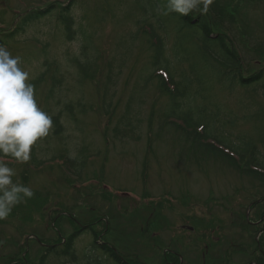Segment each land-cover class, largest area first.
I'll use <instances>...</instances> for the list:
<instances>
[{"label":"rangeland","instance_id":"obj_1","mask_svg":"<svg viewBox=\"0 0 264 264\" xmlns=\"http://www.w3.org/2000/svg\"><path fill=\"white\" fill-rule=\"evenodd\" d=\"M247 2L213 0L208 15L212 35L225 34L246 78L264 68V12L259 1H249L244 9ZM145 3L0 0V45L21 58L29 82L38 81V107L51 117L60 114L62 127L33 146L27 163L4 158L16 172L13 181L30 187L34 196L0 220V264L25 254L27 264H75L47 257L46 251L62 250L77 223L92 217L102 219L94 226L97 234L105 222L109 226L104 240L126 264H163L164 256L171 257L167 250L178 253L181 264H262L257 242L264 250V233L258 240L257 235L264 228V202L257 201L264 198V185L247 176L236 160L234 166L226 158L229 163L192 151L185 133L169 126L181 121L167 116V92L149 77L152 52L140 31L145 24L138 23H150L140 10ZM50 5L67 7L63 15L72 22L70 34L60 12L17 29L29 13ZM166 30L163 57L170 59L175 36L171 27ZM77 63L89 65L90 79L80 78ZM203 63L197 66L206 90L189 86L184 101L179 100L190 118L207 124L209 131L216 122L224 125L230 142L237 144L240 136L244 144H254L255 164L264 170V82L234 88L211 83L214 77ZM183 69L174 70L175 81ZM210 91L215 105L205 106L201 97ZM247 214L258 225L247 226ZM93 244L88 232L77 238L78 264H116Z\"/></svg>","mask_w":264,"mask_h":264},{"label":"trees","instance_id":"obj_2","mask_svg":"<svg viewBox=\"0 0 264 264\" xmlns=\"http://www.w3.org/2000/svg\"><path fill=\"white\" fill-rule=\"evenodd\" d=\"M137 1L139 2V0ZM246 1H259V9L262 8L261 10H263L264 12V0H243V2ZM248 2L247 4H245L244 9L248 7ZM166 4L167 0H146V3L144 5H141L140 10H142L145 15L149 16L148 18L150 19V23L146 19L139 20L138 23L145 24L141 26L140 29L142 30L140 31L145 40L144 44L146 45L147 50L152 52L151 60L149 63V67L152 72L149 77H154V79H156L157 81L158 88L161 91L164 90L165 92H167L169 100V104L167 107V116L169 118L181 121L180 126L178 124H174V122L172 121L168 122L169 126L172 125V127L174 126L175 128L185 133L186 140H190L189 142H192L193 144L190 145V148L192 147V151L200 155L203 154L205 156H211L221 159L224 162L229 161L234 166H236L234 163V160H236L238 164H242V171L244 170L243 172L247 176L253 177L254 180L264 185V170L255 164L256 160L259 158L256 157L257 148L254 144H244V138L240 136L236 137L237 144L230 142L226 136L227 134L224 131V125H216V122L213 125V131H209L207 124H205L204 122H194L190 118V112H188L186 106L183 105V99L186 98V92L189 89V86L197 85L201 89L206 90L204 84L207 82L205 81V78L204 80L203 78H201L202 74L199 72L197 66L199 64H202L203 60L205 68L207 69L208 67L209 74L214 77V79H211V83L212 81H216L217 83L230 88L249 87L264 82V68L257 70L253 74H250V76H248L247 78L243 76L242 68L240 65L241 59L239 58L236 50L232 47L230 41H227L226 43L225 40H223L224 37H226L225 34L222 33L223 37H220V35H216L214 38H211V36H213V33L211 24L208 20V15H210V12L212 13L211 7H209L207 12L205 13H201L197 10L187 16H183L175 12L165 14L164 8ZM216 5L218 4L216 3ZM50 6H48V8L44 10L32 11L31 13H29L21 21L17 29L22 30L26 28V25L32 21L39 20L53 12H60V19L62 20V22L66 23L65 31L70 34L72 22L67 21L66 16L63 15V13L67 11V7L61 8L60 6L59 8H57L54 5ZM227 7H229V5ZM227 7H225V9ZM240 8L241 7H239L238 10L237 8H235V12L238 13ZM170 27L171 33L174 34L175 39H173L170 48V59H165L163 56H165L164 46L166 43L164 39L161 38V36L167 35L166 29ZM182 43H187L188 45L192 44L193 48L189 49L185 47V49H182ZM181 52H185L186 55L182 56ZM180 66H184L185 69H183L179 73L180 80L177 82L175 81L174 70ZM77 67L80 78L82 80L85 81L87 79H90L88 75L89 65L87 63H77ZM31 83L34 85L35 90V86L37 85L38 81L34 80ZM52 93L53 90L51 89V97ZM179 99L183 101L181 102ZM200 103L205 106L209 103L214 104L211 91L209 96L201 97ZM181 105L183 106V109L175 114L179 106ZM207 108L209 109V106ZM60 117V114L53 115L52 117V131L55 135H58L62 131V127L59 122ZM216 118L217 116H215V119ZM229 123L233 125L235 122L234 120H231ZM217 133H220L224 138L217 137V135H215ZM225 152H228L231 157L227 158ZM225 158L228 159V161ZM241 164H239L238 166H240ZM58 219L59 218L54 221L59 222ZM101 220V217H92L86 222H78V226L76 227L77 230L75 231L76 233H74L75 235H70L66 239L65 242L67 243L64 244V248L58 251L56 249L49 248L48 251H46V256L65 257V260L70 259L68 260L69 262L71 261V263L78 264V256L75 252H73V246L77 238L82 233L88 232L93 236V246L95 247V251H97L98 246L100 250H102L103 253L108 256V259L112 260L114 263L126 264L129 261L123 259L121 253L114 250V248L109 244H106V241L104 240L110 229L109 226L106 225V222L103 226V232L97 234V232L95 231L94 226ZM41 242L43 241L39 240V243ZM164 258L167 257L164 256L163 259ZM27 259V254H25V256L23 257L12 256L7 259V263L27 264ZM43 259L44 258H42V260ZM163 264H165V259Z\"/></svg>","mask_w":264,"mask_h":264},{"label":"clouds","instance_id":"obj_3","mask_svg":"<svg viewBox=\"0 0 264 264\" xmlns=\"http://www.w3.org/2000/svg\"><path fill=\"white\" fill-rule=\"evenodd\" d=\"M212 3L213 0H167L164 13H205ZM21 64L19 56L0 45V220L34 196L30 187L13 181L16 172L4 163V158L27 163L33 146L53 128L52 117L38 107L30 73Z\"/></svg>","mask_w":264,"mask_h":264},{"label":"flooded vegetation","instance_id":"obj_4","mask_svg":"<svg viewBox=\"0 0 264 264\" xmlns=\"http://www.w3.org/2000/svg\"><path fill=\"white\" fill-rule=\"evenodd\" d=\"M264 217V216H263ZM261 231H264V228L261 230ZM260 247V246H259ZM257 252L260 254V256L263 258L262 262H264V250L260 248H258L257 246ZM167 254H169V256H171L169 259L168 258H165V262L167 264H175V258L177 259H181V256L176 253V252H172L170 250H167ZM182 261V260H181ZM180 261L179 264H181L182 262ZM248 264H260V260H255L253 262H249Z\"/></svg>","mask_w":264,"mask_h":264},{"label":"water","instance_id":"obj_5","mask_svg":"<svg viewBox=\"0 0 264 264\" xmlns=\"http://www.w3.org/2000/svg\"><path fill=\"white\" fill-rule=\"evenodd\" d=\"M248 218V216H246Z\"/></svg>","mask_w":264,"mask_h":264}]
</instances>
